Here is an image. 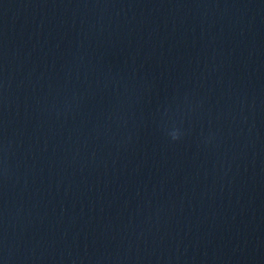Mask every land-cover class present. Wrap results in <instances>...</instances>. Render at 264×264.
Returning a JSON list of instances; mask_svg holds the SVG:
<instances>
[{
  "label": "water",
  "instance_id": "water-1",
  "mask_svg": "<svg viewBox=\"0 0 264 264\" xmlns=\"http://www.w3.org/2000/svg\"><path fill=\"white\" fill-rule=\"evenodd\" d=\"M236 3L0 0V264H158Z\"/></svg>",
  "mask_w": 264,
  "mask_h": 264
},
{
  "label": "clouds",
  "instance_id": "clouds-1",
  "mask_svg": "<svg viewBox=\"0 0 264 264\" xmlns=\"http://www.w3.org/2000/svg\"><path fill=\"white\" fill-rule=\"evenodd\" d=\"M171 136H172V139H178V137H179V134H178V132H172L171 133Z\"/></svg>",
  "mask_w": 264,
  "mask_h": 264
}]
</instances>
